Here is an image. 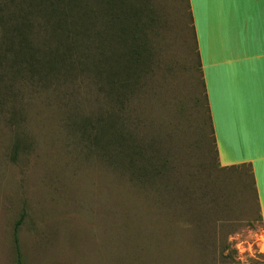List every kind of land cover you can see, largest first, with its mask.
<instances>
[{"label": "rangeland", "instance_id": "374dc122", "mask_svg": "<svg viewBox=\"0 0 264 264\" xmlns=\"http://www.w3.org/2000/svg\"><path fill=\"white\" fill-rule=\"evenodd\" d=\"M125 1L151 55L115 98L91 43L105 21L72 39L44 0H0V52L27 23L35 55L0 59V264H264L249 170L217 162L187 0Z\"/></svg>", "mask_w": 264, "mask_h": 264}, {"label": "crops", "instance_id": "0c3cea01", "mask_svg": "<svg viewBox=\"0 0 264 264\" xmlns=\"http://www.w3.org/2000/svg\"><path fill=\"white\" fill-rule=\"evenodd\" d=\"M218 165L246 166L264 234V0H187Z\"/></svg>", "mask_w": 264, "mask_h": 264}, {"label": "trees", "instance_id": "16d2710c", "mask_svg": "<svg viewBox=\"0 0 264 264\" xmlns=\"http://www.w3.org/2000/svg\"><path fill=\"white\" fill-rule=\"evenodd\" d=\"M64 1L65 0H56L55 4H64ZM68 1L71 6L67 3L66 5L69 7H61L62 5L52 4L53 0H44V4L46 6H50L51 9L48 17L51 20H56L54 29L57 32H63L67 35V37L74 39L77 35L83 34L80 23H84V21H86L93 27L96 26L97 21H105L104 27H106V30L103 31V34L96 32L94 40H91V43L93 44L95 42L96 46H98L97 43L99 44V46L96 47L97 49L100 48L98 52L96 51V56L103 59V61L107 64L109 63V65H112L110 66L111 69L108 71V84L110 85L111 94L115 96V98L118 97L119 88L122 89L125 87V85L122 86V82H120L121 85L118 82V71L122 72L123 75L125 74L126 77L129 78L131 77V71L134 72L136 68H140L141 66L143 67L147 64L151 55L148 53V44L145 40L146 37L142 27L143 23L141 22L140 17V15H143V6L136 7L132 5L130 1L124 2V0H94L93 6H91L92 8L84 9L81 14L77 16L75 8L76 4L73 3L74 0ZM67 11L69 13H67ZM2 26L3 24L0 11V27ZM30 27L31 25L27 23H21L20 26L17 25L13 28H6L4 24L1 33V35L3 34L1 37V43L7 46L5 49L3 47L4 50L2 49L0 52V59L2 58V60L9 61L11 64L10 68H14L15 72H20L23 68L24 70L30 71V69L34 66L33 62L35 61V55L33 52L29 53L34 51L31 49L33 47L31 46L29 39ZM109 39L116 42L118 46L114 48L113 45H110L111 49L109 48V53H106L103 48V44L106 46L110 43ZM117 68L119 70H117ZM202 87L207 109V100L203 81ZM131 148L130 153L127 152L125 158H127L128 166L133 168L134 160L131 154V152H133V147Z\"/></svg>", "mask_w": 264, "mask_h": 264}]
</instances>
